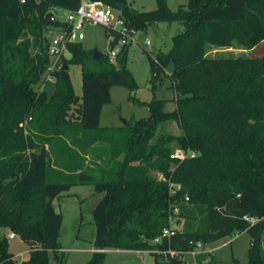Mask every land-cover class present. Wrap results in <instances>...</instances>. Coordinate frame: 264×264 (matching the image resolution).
Returning a JSON list of instances; mask_svg holds the SVG:
<instances>
[{
    "label": "trees",
    "instance_id": "obj_1",
    "mask_svg": "<svg viewBox=\"0 0 264 264\" xmlns=\"http://www.w3.org/2000/svg\"><path fill=\"white\" fill-rule=\"evenodd\" d=\"M99 1L116 7L135 32L157 22L181 24L171 47L149 56L152 90L173 65L168 76L174 108L166 110L170 100L153 97L138 102L147 105V117L129 119L118 129L101 128L110 88L133 92L138 85L126 66L128 46L111 63L102 54L92 59V50L80 41L68 45L66 69L52 72L55 87L48 97L39 90L49 62L45 29L63 22L46 15L57 8L74 10L80 0H0V227L27 243L21 264H49V253L55 264H64L58 242L62 214L53 201L75 185L102 193L92 208L93 247L101 250L84 264H103L106 249L155 248L150 241L171 216L180 229L160 248L186 250L190 240L207 244L245 231L247 264H264V218L253 223L244 218L264 217V58L250 62L207 54L212 47L230 48L236 39L246 49L263 42L264 0H189L175 11L167 0H155L156 8L148 11L133 10L125 0ZM69 63L81 65V95L73 90ZM167 119L178 122L181 135L151 143L157 125ZM67 137L82 148L106 143L123 159L98 173L85 169L73 158ZM170 138L196 155L172 158ZM50 160L71 173L50 180ZM151 172L171 178L180 189L170 195L167 183ZM0 264H16L5 236ZM153 264L181 262L155 256Z\"/></svg>",
    "mask_w": 264,
    "mask_h": 264
},
{
    "label": "rangeland",
    "instance_id": "obj_2",
    "mask_svg": "<svg viewBox=\"0 0 264 264\" xmlns=\"http://www.w3.org/2000/svg\"><path fill=\"white\" fill-rule=\"evenodd\" d=\"M126 4L136 11H148L156 8L155 0H125ZM189 0H167L168 6L172 11L177 10L180 5L187 4ZM114 20L120 16L119 10L112 7ZM55 18L63 22L66 19L67 11L63 9L53 10ZM112 20V22H114ZM182 30L178 22H157L148 26L144 30L137 31L133 39L128 43L126 50V66L132 73L138 87L135 91H130L123 86L111 87V102L104 105L101 114V128L117 129L125 125L129 119H139L149 115L147 105H140L139 101L149 102L153 97L165 98L170 100L166 110L174 108V90L171 87L169 73L172 70V63L166 67V75L162 76L160 84L152 90L149 84L150 59L160 52H166L172 45V37ZM59 32V26L53 25L45 29V36L51 38ZM82 37L79 41L87 50L98 49L106 56L109 50V31L100 25L85 24L81 29ZM150 41L148 47L145 42ZM208 56L222 57L224 59H247L258 60L264 58V41L252 49L244 48L239 39H236L230 48L208 49ZM70 57V54L67 55ZM67 57V59L69 58ZM96 63V62H94ZM255 63V62H254ZM97 64V63H96ZM94 67H97V65ZM68 71L72 81L73 90L77 95H81V65L75 63L68 64ZM43 75L39 90H45L48 97L54 90V78H44ZM131 97V98H130ZM71 115L75 116L70 109ZM122 119H126L122 123ZM181 128L174 119H167L160 122L156 129L151 143H155L160 137L179 136ZM66 140L70 143L73 158L83 163L85 169H91L95 172L114 167L115 161H121L123 155H115L114 150L106 143H97L90 147H78L68 137ZM167 143L178 149L173 138ZM64 173H71L64 167L53 166V162L47 165V174L50 180H57ZM157 172H151L153 177H157ZM69 195L57 197L53 201L54 208L63 216L58 241L66 248L64 264H84L85 258L90 253L80 252L77 248H89L92 246L91 240L95 237V226L92 221V208L101 198L102 193H95L91 185H75L67 192ZM11 202H9L10 204ZM176 213V212H175ZM12 230L8 227H0V237L9 235ZM250 247V236L245 231L220 238L216 241L205 244V249L214 250L209 256L208 264H247L248 249ZM8 250L13 255L15 262H21L28 256L29 247L26 242L17 235L13 239H8ZM139 251V252H138ZM60 252V251H59ZM189 256L187 255L186 258ZM49 264H55L52 253H49ZM105 264H153L152 254L146 250H134L127 252H118L110 250Z\"/></svg>",
    "mask_w": 264,
    "mask_h": 264
},
{
    "label": "built area",
    "instance_id": "obj_3",
    "mask_svg": "<svg viewBox=\"0 0 264 264\" xmlns=\"http://www.w3.org/2000/svg\"><path fill=\"white\" fill-rule=\"evenodd\" d=\"M25 0H20L24 2ZM112 7L103 3L99 0H80L79 6L74 9L67 11L66 19L63 24L59 26V32L48 38L46 45V54L49 58L48 65L44 70V78H54L52 72L59 70L63 65V59L67 58L70 54L68 45L72 42L79 41L82 37L81 29L85 24L100 25L108 29L109 34V50L107 52V58L109 62L115 63L118 53L133 39L136 33L134 29L129 27L123 19L119 16L117 20H114ZM145 44L149 47L150 41L146 40ZM196 152L191 149H176L173 151L171 157L183 160L186 157H194ZM159 181L165 182L169 188V194L173 195L177 190L180 189V184L175 183L171 178L158 173L156 177ZM185 200L188 197L185 196ZM177 212V209H174ZM250 222L262 220L260 219L244 217ZM174 217L169 218V225L164 227L160 234L151 239L150 243L155 245V248L146 250V252L158 257L160 262H169L171 259H177L181 264H207V258L199 260L201 254H208V250L205 249V243L201 240H190L189 248L186 250L172 248L170 246L166 248H160L163 240H170L180 229V225L174 222ZM15 234L12 232L7 235V239L15 238ZM101 249H93L92 251H100ZM189 256L186 258V256ZM22 262V261H21ZM16 262V264H21Z\"/></svg>",
    "mask_w": 264,
    "mask_h": 264
},
{
    "label": "crops",
    "instance_id": "obj_4",
    "mask_svg": "<svg viewBox=\"0 0 264 264\" xmlns=\"http://www.w3.org/2000/svg\"><path fill=\"white\" fill-rule=\"evenodd\" d=\"M110 93H111V88H110ZM110 97H111V94H110ZM112 98V97H111ZM103 108H104V106L102 107V110H103ZM102 110H101V114H102ZM101 114H100V120H101ZM99 126L101 127V125H100V121H99ZM65 195H69V193H64ZM62 220H63V216H62ZM93 221V220H92ZM62 224V223H61ZM60 229H61V226H60ZM60 233V232H59ZM59 238V237H58ZM93 240H94V238H92V240H91V244H92V246L91 247H89V248H77V249H75V250H77V251H80V252H87V253H90L88 256H86V258H85V262L90 258V256H91V254H92V250L94 249V247H93ZM59 242V241H58ZM59 244H60V246H61V249H60V251H63V252H65V250H67L66 248H64L62 245H61V243L59 242ZM110 250H115V251H118V252H127V251H131V250H122V249H106L105 250V252H106V258H105V261H104V263L103 264H105V262H106V260H107V256H108V253L110 252ZM209 252H208V254H207V261H208V259H209V254H210V256H212V252L214 251V250H212V249H207ZM132 251H134V250H132ZM139 252V251H138ZM153 256V255H152ZM28 257V256H27ZM27 257H25V258H23V260L24 259H26ZM153 263H154V256H153ZM207 264H208V262H207Z\"/></svg>",
    "mask_w": 264,
    "mask_h": 264
},
{
    "label": "water",
    "instance_id": "obj_5",
    "mask_svg": "<svg viewBox=\"0 0 264 264\" xmlns=\"http://www.w3.org/2000/svg\"><path fill=\"white\" fill-rule=\"evenodd\" d=\"M46 17L50 20L56 19L52 12H48ZM100 56H101V53L98 51V49L95 48L92 50V59L97 60L100 58ZM63 69H66V65H63ZM125 121H126V119H122V123H125ZM263 225H264V223L261 222V226H263Z\"/></svg>",
    "mask_w": 264,
    "mask_h": 264
}]
</instances>
